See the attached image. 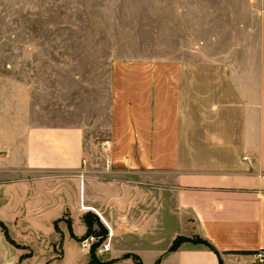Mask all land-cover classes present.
Here are the masks:
<instances>
[{"label": "crops", "instance_id": "obj_1", "mask_svg": "<svg viewBox=\"0 0 264 264\" xmlns=\"http://www.w3.org/2000/svg\"><path fill=\"white\" fill-rule=\"evenodd\" d=\"M258 14L257 24L226 25L184 59L142 66L136 103L122 96L112 106L105 135L114 159L101 169L82 125L39 124L19 101L0 108V220L11 234L46 232L79 257L100 226L112 264H136L127 255L142 264L257 263L255 255L264 256ZM180 237L202 239L218 254L192 242L169 252ZM7 249L0 228V264Z\"/></svg>", "mask_w": 264, "mask_h": 264}, {"label": "rangeland", "instance_id": "obj_2", "mask_svg": "<svg viewBox=\"0 0 264 264\" xmlns=\"http://www.w3.org/2000/svg\"><path fill=\"white\" fill-rule=\"evenodd\" d=\"M259 12L264 0H0V108L19 101L39 124L82 125L98 146L90 160L101 169L114 159L105 135L112 106L122 96L136 103L142 66L184 59L226 25L257 24ZM2 223L12 241L7 264L110 262L104 241L92 260L85 240L79 257L66 255L60 239L20 237Z\"/></svg>", "mask_w": 264, "mask_h": 264}, {"label": "trees", "instance_id": "obj_3", "mask_svg": "<svg viewBox=\"0 0 264 264\" xmlns=\"http://www.w3.org/2000/svg\"><path fill=\"white\" fill-rule=\"evenodd\" d=\"M88 226H89L88 235H91V234L93 233V232H92L91 224L88 223ZM0 227H1L2 230L4 231V234H5V236H6V239H7L10 243H12V241L10 240L9 234H8V230H7V228L5 227V225H4L1 221H0ZM97 234H98L97 236L99 237V241L93 243V245L91 246V250H90V254H91L92 260H96V258L94 257L95 250L101 245V243H102L103 241H105L106 236H107V232H106L105 229H103V228L101 227V231L98 232ZM197 239H198V238H197ZM194 240H195V238L192 239V240H189V239H186V238H182V237H180V238H178V239L173 243V245H172V247L170 248L169 252H174V251H176V250L181 246V244L184 243V242H192L193 244H196V245H198V244H200V245H204L205 247H207V248L210 249L211 251H214L216 254H218V252L216 251V249H215L212 245H210L208 242H206V241H204V240H202V239H199L200 241L196 243ZM125 257H126V258H132V259H134L135 262H136V264H142L141 260H140L137 256H134V255H133V256H131V255H127V256H125ZM112 263H113V261L109 262L108 264H112ZM96 264H98V263H96ZM220 264H223V263L221 262Z\"/></svg>", "mask_w": 264, "mask_h": 264}, {"label": "built area", "instance_id": "obj_4", "mask_svg": "<svg viewBox=\"0 0 264 264\" xmlns=\"http://www.w3.org/2000/svg\"><path fill=\"white\" fill-rule=\"evenodd\" d=\"M93 241H94V238H93V237L87 238V239L84 241L83 245L86 246V247H87V246H90V247H91V243H92ZM255 257L260 261V263H263V264H264V256H263L261 253L255 255Z\"/></svg>", "mask_w": 264, "mask_h": 264}]
</instances>
